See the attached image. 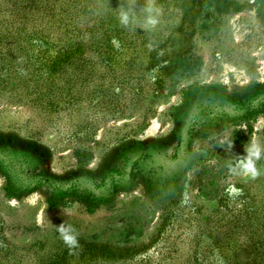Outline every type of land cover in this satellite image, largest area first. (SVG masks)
<instances>
[{"label": "rangeland", "instance_id": "374dc122", "mask_svg": "<svg viewBox=\"0 0 264 264\" xmlns=\"http://www.w3.org/2000/svg\"><path fill=\"white\" fill-rule=\"evenodd\" d=\"M145 3L0 0V264H264V0Z\"/></svg>", "mask_w": 264, "mask_h": 264}, {"label": "clouds", "instance_id": "9594fccd", "mask_svg": "<svg viewBox=\"0 0 264 264\" xmlns=\"http://www.w3.org/2000/svg\"><path fill=\"white\" fill-rule=\"evenodd\" d=\"M137 4V0H128V7L120 11L119 20L122 26L128 27L135 22L132 15L133 9ZM146 12L145 27H155L158 23V17L161 13V8L156 6V0H146L143 5ZM261 159V149L258 145L253 144L247 149V157L243 164V171L246 174L251 175L253 179L259 176L261 173L256 167V161ZM57 231L64 242L69 246H75L77 244L76 229L71 224H66L64 221L57 226Z\"/></svg>", "mask_w": 264, "mask_h": 264}, {"label": "bare ground", "instance_id": "6f19581e", "mask_svg": "<svg viewBox=\"0 0 264 264\" xmlns=\"http://www.w3.org/2000/svg\"><path fill=\"white\" fill-rule=\"evenodd\" d=\"M144 23H145V21L141 22V24H144ZM261 65H262L261 69L264 71V60L262 61ZM228 68L229 67L227 64H222V66H221V70L223 71V73H225V72L229 73V71L233 72L234 77L236 78V81L239 84H243L246 81V79H242L241 77L238 76L236 69L231 67L228 71ZM224 80H228L227 76H225ZM122 122L123 121H119L117 124H120ZM36 123H39V122H36ZM169 126H170V124H168L167 127L166 126L162 127L161 122H160V118L154 117L153 119L150 120V122L148 121L147 127H146L144 133L141 135V138L144 140H148L151 137H154L155 135H157V134L161 133L162 131H164L165 129L169 128ZM101 136H102V131H98L97 132V138H100ZM54 138H56V136L53 133H47L45 136V139L47 142L53 141ZM93 164H94V162H91L90 166H93ZM54 170L57 171L58 169H54ZM40 192L41 191H39V189L32 190V192H30L28 194V197H26V201H27L26 205H28V207H30V208H36L37 207V209L39 211L38 212L39 218H40V220H42L44 218V214L42 212L44 208H41L40 206L36 205L37 199L41 197Z\"/></svg>", "mask_w": 264, "mask_h": 264}, {"label": "trees", "instance_id": "16d2710c", "mask_svg": "<svg viewBox=\"0 0 264 264\" xmlns=\"http://www.w3.org/2000/svg\"><path fill=\"white\" fill-rule=\"evenodd\" d=\"M263 89H264V87H263ZM225 97L228 98L227 96H225ZM237 97H238V94L231 96V99L235 100V98H237ZM137 161L138 160H137L136 156L135 155L132 156L130 158V161H129V164H128L129 168H128L127 172L124 173V174H121L118 171H110V172L106 173L105 174V179L103 180L102 184L104 185L107 181H109V179H111V177H114L113 174L117 175L118 176V180L121 181V182H126V181H129V180L133 179L134 176H135V169L137 168ZM111 175H113V176H111ZM103 185H101V186H103Z\"/></svg>", "mask_w": 264, "mask_h": 264}]
</instances>
